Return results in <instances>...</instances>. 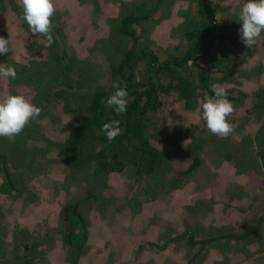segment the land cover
Returning <instances> with one entry per match:
<instances>
[{"label":"rangeland","instance_id":"obj_1","mask_svg":"<svg viewBox=\"0 0 264 264\" xmlns=\"http://www.w3.org/2000/svg\"><path fill=\"white\" fill-rule=\"evenodd\" d=\"M69 1L72 5L73 0ZM87 1L90 4L80 12L79 19L88 18L81 21L83 24L79 30L73 26L67 28L69 22L66 20L65 32L61 31L63 41L60 46L66 42V56L79 57L81 61L84 57L89 59L91 71L88 76L93 78L90 83L92 86L100 82L104 86H110L114 79L110 76L108 65L111 62L115 65L119 62L131 40L108 29V23L122 15L107 16V10L102 11L100 7L103 5L100 3L113 0ZM224 1L217 0L216 6L225 5ZM232 2L227 0L228 4ZM9 3L10 0L6 12L4 6L0 7V13L5 15L0 16V24L6 23V29L10 30L12 18L16 13L13 14ZM163 3L166 6V2ZM241 3L242 0L238 5ZM222 10L221 7L216 9L219 17ZM97 14H100L98 18ZM74 16L77 17L76 14ZM96 21L101 25H97ZM178 31L171 27L172 36L168 44H160V37L150 41L144 34L139 41L145 45V50L153 49L159 60L171 56L179 57L186 45L183 43L182 33ZM162 40L165 41L166 38L162 37ZM8 41V55L14 54L19 58L20 50L18 51L11 35ZM228 44L227 40L218 36L211 54L220 52L222 45ZM90 45L93 46V51L90 50ZM257 45L255 49H249L251 52L248 55L242 54L238 57L236 53H228L222 57L227 61L229 73V78L225 81L218 80L222 73H212V80L220 81L218 84L228 89L230 96L234 97L228 99L233 106V112L228 119L234 125V131L227 137L209 132L199 118L202 89L195 86V92L182 99L173 90L161 96V105L153 113V120L147 128L151 146L158 148L163 154L158 170L138 179L130 164L125 165L121 171L107 173L88 164L74 173L82 185V190H77L76 196H85L88 190L92 194L90 197L86 195L82 201V213L89 210L93 221L98 219L103 222L100 231L102 236L91 237L87 245L82 247L83 255L81 254L79 264H218L216 259L223 251L222 246L215 245L211 248V245L202 248L199 243L188 240V236L183 232L202 224L205 227L192 234L194 241L204 235L237 236L249 229L258 216L264 214V173L258 156L260 146H264V107L261 106L264 103V40L258 41ZM238 50L236 46L235 51ZM210 56H205L200 63L207 67ZM2 57L7 61V57ZM134 57L136 62L133 63L131 59L129 63L134 66L135 80L144 81L145 62L138 60L137 56ZM60 66L61 63L55 72L45 64L39 66L42 67L39 75L43 77L44 93L64 86L60 79L55 80L56 76L63 73ZM62 66L65 72L63 63ZM183 69L185 71L181 70L180 74L186 76L189 72L190 78L196 79L192 63H186ZM65 75L76 79L74 69L65 72ZM159 75L161 79H166L168 74L160 72ZM14 89L10 86L8 78H0V94L5 91L12 92ZM22 91L25 93L26 89L23 88ZM66 91L73 94L76 92L72 87ZM53 113L51 112L54 117ZM45 114L40 118L46 119ZM70 119L72 120L71 115L68 121ZM41 128L46 133L45 129L48 127L41 125ZM153 134L155 135L151 136ZM21 139L17 140L20 142ZM37 141L41 149L43 144H46L43 140ZM2 150L0 145V152ZM49 151L47 164L38 167L26 165L27 156L24 159L18 155L14 156V161L23 162L21 165L25 168L22 175L25 176V181H21V189L24 181L25 189L36 193L35 198L20 196L9 199L5 192L0 191V264H22L25 257L23 255H28L31 264H68L66 257L70 248L63 240L59 242V236L56 234L58 210L65 204L63 200H66V188L63 182L60 181L57 186L50 178L60 172L56 168L57 156L53 153L55 150ZM7 162L14 163L13 157ZM2 174L0 166L1 181ZM62 191L64 194L61 199ZM57 202L60 203L59 207ZM29 233L34 241L24 239ZM180 233L181 237L177 238ZM37 237H40L39 242ZM173 237L174 239H171ZM228 239H235L229 245L235 250L241 242L259 248L260 258L257 262L241 264H264V222L255 234L245 235L244 241L237 237ZM150 240L159 244L158 247L147 243ZM35 241L38 244H34ZM26 242L34 245L28 244L22 251ZM196 249H199L197 255L193 252ZM20 252L22 255H19Z\"/></svg>","mask_w":264,"mask_h":264},{"label":"flooded vegetation","instance_id":"obj_2","mask_svg":"<svg viewBox=\"0 0 264 264\" xmlns=\"http://www.w3.org/2000/svg\"><path fill=\"white\" fill-rule=\"evenodd\" d=\"M101 2L100 0H98ZM210 11L212 14L213 19V26L210 24V22L207 19V16L205 14L202 0H196L197 8L196 13H194L192 16L188 17L186 21H184L179 28H177L179 33H182V38L184 39L183 43H185L186 48L183 52V54L179 57H184L187 55V52L189 53L192 45L197 42L199 44L198 51L194 57L197 58V64L202 66L203 68L209 69L210 73L209 76L211 77V82H209V85L213 83H219L220 81H225L229 78V73L227 70V61L222 58L226 56L228 53H236L238 57H241L242 54L248 55L251 51V49H255L258 45L256 44L254 47L246 48L243 43L239 39V33L238 29L240 27L239 21L237 20L238 12L240 9V6L238 5V2H232V3H225L223 6L217 5V0H207ZM9 0H0V7L5 8V12L7 10ZM161 2V1H160ZM54 8L55 12L53 17L51 18V22L53 25L52 28V35H53V44L51 46L45 47L44 44V38L40 34H33L27 24L25 23L23 19V13H22V6L20 3V0H10V8L12 9L13 14L16 13V16L12 18V29H6L5 24H0V37L7 38L9 40V36L11 35L14 42L16 43L18 51L20 50V57L17 58L16 55L13 54V56L10 54L7 55L4 54L7 61L3 60V57L0 56V64L5 65H11L14 67L16 71V77L15 79L8 78L10 81V86L14 87V93L23 94L26 97H29L31 99V102L37 105L40 108V113L38 117L34 120H31L19 133L14 140L9 141L7 138H0V145L3 149L2 152H0V160H1V170L3 171L2 176H15V186L18 189H15L12 191V196L8 195V198H35L34 193L29 189H25L24 187V181L25 176H22L25 172V168H22L21 165L23 162L16 163L14 161V156L18 155L20 158H28L26 161L28 164L26 165H33V166H39L47 164L48 153H50L49 150H55L53 153L56 154L54 156L56 157L57 161V170L60 173H56V176H50L52 178V181L54 184H58L63 182V186L65 185L66 192L64 197H66V200L63 202L65 204L61 205V207L58 210L59 214V220L56 225V234L59 236V242L63 240L66 246L70 248L69 255L66 257V261L68 264H79L80 257L83 255L81 251L84 249L82 248L84 245H87V241L90 240L91 237H98L102 236L100 234V231L102 230L103 222L94 218L91 219V216L89 214V210H85L84 214L81 211V203L85 199V196L88 195L90 197L91 191L88 190L85 196H82L83 199H80L82 197H77L75 193H77V190H82V185L79 183V178L77 179V176L74 174L76 171H78L81 167L86 166L88 164H91L92 166H96L95 163L92 161L97 160L96 153L101 149L102 144L98 142L97 139L90 138V135L84 139V141L80 144L77 143L76 147L73 148V153L75 154V157H71L70 159L66 158V154L63 151V143L67 139L68 135L76 129L78 124L81 122L82 118L84 116H89L91 114L90 110V102L92 98H94V94H98L103 92L104 99L109 95V93L112 91V88L110 86H104L103 83H97L95 85H91L93 78L92 76L89 77L88 73L91 71V67L89 66V59L85 57L83 58V61L79 60V57H72V56H66L65 55V49L66 42L60 46V42L63 41L61 34L65 32V21L67 20L69 23L67 25V28H72L73 26L75 29L78 28L81 29V25L83 24L81 21L87 19L88 17H84L83 19H79L80 12L85 8L88 7V4H90L87 0H73L72 5L70 4L69 0H54ZM65 5V6H64ZM222 5V4H221ZM218 7L223 8L222 15L219 17L216 9ZM12 14V15H13ZM76 14L77 17L74 16ZM0 16H5L4 14L0 13ZM100 16V14H97V18ZM130 16V15H129ZM128 15L121 16L119 19H115L110 21L108 23V29L109 31L120 34L121 36L125 35L122 33V31L125 29L123 23V20L126 19ZM96 18V19H97ZM133 22L127 25V29H132V31L138 35L137 41L135 44L133 43V40H131V44L125 48V51L122 53L121 58L119 59V62L115 65L114 63H110L108 66H110V76L112 79H114L115 82H117L120 85L127 86L129 83L127 82L128 78L130 83H145L147 86V79H148V55L149 53H153L156 55L155 51L151 48H147L146 51H144L145 45L142 44V42L139 41L141 37V32L137 33L136 26L140 23V20H137L133 17H130ZM111 20V19H109ZM113 21H117V23H112ZM97 23V21H96ZM97 25H101L97 23ZM176 29V30H177ZM10 34V35H9ZM140 34V35H139ZM127 36V35H125ZM220 36L223 38V40L228 41V45L223 46V49H220V52L211 54V49L216 41V38ZM129 37V36H127ZM130 38V37H129ZM211 38V39H210ZM78 42V41H77ZM73 43V42H72ZM93 45V44H92ZM144 45V46H142ZM231 46V48H229ZM236 46L238 47V51H235ZM10 47V46H9ZM91 49L93 51V46H91ZM61 48V49H60ZM58 49V50H57ZM10 52V50L8 51ZM132 52L133 54L129 57L130 60L132 59V62H136V58L134 56H137V59H141L145 62V71H146V79L144 81H137L134 77L133 72V65L129 63L130 60L127 61V63L123 62V59L126 58L127 53ZM89 54L90 52L87 51ZM210 56L207 62V67L202 65L200 63L201 59H203L205 56ZM10 56V57H9ZM23 56V60H22ZM157 56V55H156ZM171 57H178V56H171ZM171 57L163 60H158V62L161 61H168L171 59ZM85 59V60H84ZM216 61L217 65H211L213 61ZM241 60V58H240ZM192 60L189 59L186 62L192 63ZM59 63H61V66L59 68H62L63 73L61 75L56 76L55 80L58 81V79L62 82V87L54 88L53 90L46 91L44 93L42 91V82L43 77L41 74L42 67H39L41 64L47 65L48 68H51L52 70L58 71L56 69L59 66ZM62 63L65 67V72H69L71 69H74L76 72V79H72L69 76L65 75L64 68L62 66ZM160 72H166L169 74L166 70H161L159 72H155V76L159 78L160 81H165L168 79V75L166 76V79H161V76L159 75ZM213 72H220L222 75L219 78L225 76L224 74H227L225 78L220 80L219 82L212 80V73ZM173 73H177V70H173ZM112 74V75H111ZM62 76V78H58ZM51 77V76H50ZM49 77V78H50ZM86 77V78H85ZM48 78V79H49ZM110 78V80H111ZM113 82V81H111ZM56 83V82H55ZM195 86L197 87V83H195ZM75 88V94L71 93L70 91H66L68 88ZM195 87V88H196ZM26 89V92L24 93L22 89ZM144 88V87H141ZM198 89H201L197 87ZM203 90V89H202ZM173 90H169L167 93L172 92ZM167 93H159L158 97L161 101V96H164ZM205 94V91L203 90V95ZM188 97V96H187ZM186 97V98H187ZM161 105V104H160ZM264 107V103L261 105ZM158 109V108H157ZM150 110L149 116H150V122H152V115L157 110ZM51 112H54L52 116ZM47 116H46V114ZM45 114L46 119L40 118ZM72 116V120L70 119L68 121V117ZM56 117V118H55ZM44 119V120H41ZM41 125L47 126L48 128L45 129L46 133L43 132V129L41 128ZM263 128V127H262ZM22 138L19 142L17 139ZM37 140H43L46 142L42 146V149L40 147V144ZM37 141V142H35ZM33 145V146H32ZM52 147V149H51ZM154 147V146H152ZM261 149L256 152H258L260 165L263 168L264 173V146H260ZM48 148V149H46ZM161 153V151L154 147ZM92 152L94 154L95 159H90L88 161L82 162V159L85 157L86 153ZM255 152V154H256ZM163 155V154H160ZM51 156V155H49ZM90 156L92 154L90 153ZM13 157V162L10 163L7 161H10ZM163 157V156H161ZM131 159V156H122V162L120 164L115 165L113 170H109L107 172L111 171H121L122 168L130 164L134 169V175L136 178L140 179L144 176L151 175L154 171L158 170L161 167L162 159L159 162V166L153 170L150 174H145L138 172L136 170V167L133 163L129 162ZM17 160V159H16ZM192 166V164H191ZM106 172V171H103ZM106 172V173H107ZM61 175V176H60ZM23 181V188L22 187V180ZM1 181V180H0ZM3 181L0 182V184ZM3 186V185H2ZM6 188H5V187ZM3 187L5 189L10 188L8 184H5ZM58 186V185H57ZM5 192V191H4ZM6 194V193H5ZM64 192H61V199ZM37 196V195H36ZM38 198V197H36ZM40 199V198H39ZM60 199V201H61ZM57 207L60 206V203L57 202ZM52 208V206L50 205ZM45 209V208H44ZM43 210V208H42ZM102 218V215H101ZM102 220V219H101ZM264 222V214L262 216H258L251 227L249 229L244 230L243 234L234 235V234H221L216 236H201L199 238H196V241L192 239V234H194V231L198 230L199 228H204V225L197 224L195 229H189L183 232L184 235L188 236L187 239L191 240L193 243H199L200 246L203 248L204 246H211L213 248L215 245L222 246L223 251L216 259L218 264H241V262L247 263L249 261L257 262L259 253V248L254 246H247L246 242H241L237 249L229 247L231 243L235 239H228L231 237H237L242 239L244 241L245 235L247 234H255L258 231V228L260 225ZM211 227V226H210ZM208 227V228H210ZM106 231V230H105ZM107 232V231H106ZM28 233V232H27ZM31 234H27L24 239L28 238L31 241H34V238H31ZM181 237V233L177 238ZM226 237V238H224ZM61 239V240H60ZM171 239H174L171 238ZM40 237H37V241L39 242ZM221 240H225V243H222ZM38 242H34V244H38ZM166 242V241H165ZM165 242H163L165 244ZM169 242V241H167ZM149 244H152L156 247H158L159 244L156 242H153L150 240V242H147ZM156 243V245H155ZM34 245L33 243H30ZM24 246V245H23ZM25 247H22V251H24ZM27 248V247H26ZM73 249V250H72ZM87 249V248H86ZM85 249V250H86ZM30 250V249H28ZM80 251V252H79ZM72 252V253H71ZM195 255L198 254L199 249H196L193 251ZM192 252V253H193ZM82 254V255H81ZM19 255H22L20 252ZM23 258L22 264H31L29 261L28 255ZM71 257V259H70ZM248 257V258H247ZM246 258L248 261H246ZM84 260V259H83ZM28 261V262H26ZM238 262V263H237ZM204 263V262H203ZM202 263V264H203Z\"/></svg>","mask_w":264,"mask_h":264},{"label":"trees","instance_id":"obj_3","mask_svg":"<svg viewBox=\"0 0 264 264\" xmlns=\"http://www.w3.org/2000/svg\"><path fill=\"white\" fill-rule=\"evenodd\" d=\"M133 20L126 17L123 20V25L125 29L122 31L123 34L130 37L133 43L137 41L138 35H136L132 29H127V25L132 23ZM199 44L195 42L189 53L184 57H171L168 61L158 62V58L155 54L149 53L148 55V79L147 86L144 83H130L129 78L127 79L128 85L126 86L129 103L126 108V112L122 115H117L113 110L103 103L104 97L103 92L94 94L90 102L91 114L89 116H84L81 122L78 124L76 129L72 131L67 139L63 143V151L66 154V158L70 159L75 157L73 153L74 146L77 143H82L86 137L90 135V138L97 139L99 143L102 144L101 149L96 153L97 160L92 161L95 165L103 171L113 170L115 165L122 162V156H131L129 162L133 163L136 170L141 173L150 174L155 168L159 166V162L162 159L161 153L157 149L151 146L149 142L150 135L147 134L148 123L150 122L149 111L157 109L161 101L158 97L159 93H167L170 89L176 91L179 98H186L195 92L194 81L198 84L197 87L203 89L205 93L207 92L211 95L209 88V82H211V77L209 76L210 70L203 68L197 64L196 55ZM144 51L145 47H144ZM132 52L127 53V57L123 59L124 63L130 60ZM191 59L192 66L195 67L196 79L190 78L188 75L183 76L181 70L185 71L183 68L186 61ZM211 65H217L214 60ZM161 70H166L168 74V79L165 81H160L155 72ZM173 70H177V73H173ZM190 71V70H189ZM219 78L222 80L227 76ZM213 83V82H212ZM125 86V85H123ZM144 87V88H141ZM227 99H233L230 96L227 89ZM112 119H118L120 121L121 132L116 136L111 142L107 141L104 134L100 131L101 125ZM155 134L151 135L154 136ZM90 153L92 156H90ZM90 159H95L92 152L86 153L82 162L88 161ZM194 165V164H193ZM191 167V165H190ZM5 171V170H3ZM3 182L0 186V191L12 196V191L18 189L14 184L15 176H1ZM8 184L10 188L4 186ZM5 187H3V186ZM28 242L24 243V247H28ZM26 264V263H25Z\"/></svg>","mask_w":264,"mask_h":264},{"label":"clouds","instance_id":"obj_4","mask_svg":"<svg viewBox=\"0 0 264 264\" xmlns=\"http://www.w3.org/2000/svg\"><path fill=\"white\" fill-rule=\"evenodd\" d=\"M23 19L33 34L44 38L45 47L53 44L52 22L55 8L53 0H20ZM237 20L239 39L246 48L254 47L258 41L264 40V0H242ZM9 51V41L0 37V56ZM16 71L13 66L0 64V78L15 79ZM112 91L103 100L117 115L126 112L129 103L126 86L117 82L110 85ZM211 95L207 92L199 102L200 119L204 126L220 137H227L234 131V125L228 117L233 112L232 103L227 99L225 87L218 83L209 85ZM40 108L23 94L5 91L0 94V138L9 141L23 130L31 121L38 117ZM120 121L112 119L102 123L100 131L107 141L111 142L121 132Z\"/></svg>","mask_w":264,"mask_h":264},{"label":"crops","instance_id":"obj_5","mask_svg":"<svg viewBox=\"0 0 264 264\" xmlns=\"http://www.w3.org/2000/svg\"><path fill=\"white\" fill-rule=\"evenodd\" d=\"M232 1L239 3L241 0ZM159 2V0H113L106 3L102 1L100 4L103 7L100 8L104 12L107 10V16L130 15L140 20L136 26L137 33L141 32V35L144 34L149 40L160 37V44H168L172 36L171 27L176 30L188 17L196 13L197 3L196 0H162ZM163 2H166V6ZM155 22H157L156 25ZM169 22L171 24H168ZM162 37L166 40L163 41Z\"/></svg>","mask_w":264,"mask_h":264},{"label":"water","instance_id":"obj_6","mask_svg":"<svg viewBox=\"0 0 264 264\" xmlns=\"http://www.w3.org/2000/svg\"><path fill=\"white\" fill-rule=\"evenodd\" d=\"M202 4H203V8H204V11H205V14L207 16L208 21L210 22L212 27H214L213 26L212 14H211V11H210V7H209V4H208V1L207 0H202Z\"/></svg>","mask_w":264,"mask_h":264}]
</instances>
